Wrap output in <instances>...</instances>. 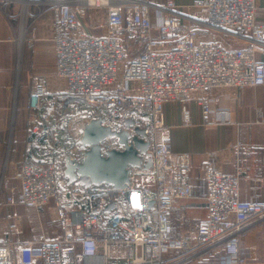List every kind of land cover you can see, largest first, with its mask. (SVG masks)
<instances>
[{"label": "built area", "instance_id": "built-area-1", "mask_svg": "<svg viewBox=\"0 0 264 264\" xmlns=\"http://www.w3.org/2000/svg\"><path fill=\"white\" fill-rule=\"evenodd\" d=\"M48 3L54 15L56 76L65 82L64 97L90 109L75 106L74 116L63 122L67 145L54 148L46 162L20 166L19 198L7 202L37 211L55 202L60 233L31 242L8 240L0 247V264H245L240 248L248 232L264 222V202L242 200V171L229 174L204 164L208 215L197 224L193 240L173 241L174 204L193 198L186 181L190 156L173 153L161 135L165 101L186 104L192 94H201L206 116L212 113L213 91L264 86V63L257 59L264 54V23L257 19L256 0H197L194 16L150 0ZM86 8L107 10L106 35L81 31L79 17ZM221 36H248L250 45L226 47ZM127 42L142 53L128 60ZM45 96L42 87L31 94L30 110L40 111ZM97 119L112 130L133 119L149 138L152 167L132 170L121 189L68 184L65 162L83 160L78 142L85 125ZM185 119L189 123L187 115ZM54 128L35 126L32 132L41 129L49 135ZM104 147L118 148L115 139ZM132 191L140 194V208L132 206ZM215 256L218 263H206Z\"/></svg>", "mask_w": 264, "mask_h": 264}, {"label": "crops", "instance_id": "crops-1", "mask_svg": "<svg viewBox=\"0 0 264 264\" xmlns=\"http://www.w3.org/2000/svg\"><path fill=\"white\" fill-rule=\"evenodd\" d=\"M196 1L150 0L158 7L173 4L177 12L189 16L196 15L192 9ZM48 2L0 0V190H19L16 175L24 162H46L55 153L54 148H63L62 137L66 130L62 124L72 108L76 110L64 97L65 82L56 76L54 15L52 4ZM256 4L257 19L264 23V0H256ZM153 17L155 20L156 12ZM79 24L86 35L104 36L108 32L107 10L86 8L85 15L79 17ZM243 37L221 36L219 39L226 47L242 49L250 45L248 36ZM257 59L264 63V54H259ZM39 87L45 89L48 102L36 112L30 110L28 104L30 95ZM50 98L60 101L57 111L63 117L49 135V145L39 141L41 132L34 134L31 129L52 126L50 119L56 110ZM201 98V94L194 93L186 104L164 102L166 128L161 137L173 153L190 156L186 181L193 188V198L176 201L171 217L172 238L180 240H193L197 224L208 215L201 172L204 164L229 174L242 171L246 178L241 184L242 200L264 202V86L242 91H213L212 113L206 116L199 104ZM186 115L189 123H186ZM147 123L143 121V125ZM13 180L17 184H13ZM18 198L19 192L14 199ZM59 233L55 202L38 211L0 202V247L8 239L32 241L42 236L54 238ZM263 245L264 222L248 232L240 248L245 264L258 263V250ZM218 262L217 256L206 261Z\"/></svg>", "mask_w": 264, "mask_h": 264}, {"label": "water", "instance_id": "water-1", "mask_svg": "<svg viewBox=\"0 0 264 264\" xmlns=\"http://www.w3.org/2000/svg\"><path fill=\"white\" fill-rule=\"evenodd\" d=\"M139 116L138 111L132 113ZM148 121V118H143ZM102 119L92 120L84 127L78 142V149L83 152L81 162L69 159L65 162V175L68 184L84 181L87 186H111L121 189L130 182L134 169L148 171L153 164L150 141L144 128L136 126L133 119H127L122 129L114 130L101 125ZM133 129V132H131ZM116 140L118 148L104 147L107 140ZM113 209L107 206L105 212Z\"/></svg>", "mask_w": 264, "mask_h": 264}, {"label": "rangeland", "instance_id": "rangeland-1", "mask_svg": "<svg viewBox=\"0 0 264 264\" xmlns=\"http://www.w3.org/2000/svg\"><path fill=\"white\" fill-rule=\"evenodd\" d=\"M127 46L129 47V49H130V51L128 50V57H127V59L128 60H130V59H133V58H135L137 55H140L141 53H142V50H140V49H138V47L136 46V45H132L130 42H127ZM52 98H50L49 100H51ZM48 102V98H46V101H45V103H47ZM52 104H53V106L55 107V113H54V115L51 117V125H53L54 127H57L58 125H59V122L60 121H62V117H63V115H59V113H58V111H57V107H58V104L60 103V101H58V99L57 98H53L52 99V102H51ZM71 106L70 107H75V106H78L80 109H83V108H87L88 106H86V105H84L83 103H81V102H76L75 100H73V101H71ZM45 105V104H44ZM66 106H67V104H66ZM59 107H60V105H59ZM58 107V108H59ZM74 111H75V109H73L72 108V112H69L68 114L69 115H67V118L65 119V121H67L68 119H71L72 118V116H74ZM64 121V122H65ZM149 121V120H148ZM49 124V125H50ZM76 126V125H75ZM35 128V127H34ZM34 128H30L31 129V131H33L34 130ZM142 128V127H141ZM46 130H44V131H41V129H40V131L39 132H41V133H39V134H41L40 136L41 137H39V139L40 138H42V139H38L40 142H42V143H46V144H51L49 141H48V139H49V135L45 132ZM29 132H30V130H29ZM11 137H12V135H13V126H12V129H11ZM45 136V137H42V136ZM36 136H38V135H36ZM47 137V138H46ZM45 140H47V141H45ZM50 140H51V138H50ZM51 157V155L49 156V158ZM38 163H41V162H38ZM16 177H17V175H16ZM17 179V178H16ZM17 181H18V179H17ZM17 181L16 180H13V184H17ZM8 182V184H10V181H7ZM19 182V181H18ZM78 183H84L85 184V182L84 181H78ZM18 192H19V190H0V202L1 201H4V202H8V200H9V198H11V199H14V198H16L17 197V195H18ZM50 205H53V202H51L50 203ZM57 236H58V234H57ZM57 236H55V237H57ZM54 237V238H55ZM11 238V237H10ZM13 238V237H12ZM47 238V237H46ZM47 239H52V238H47ZM181 238H173V241L175 240V241H177V240H180ZM9 240V239H8ZM8 240H7V242H8ZM32 241H36V240H32ZM6 242V243H7ZM18 242H31V241H18ZM258 257H259V261H258V263H256V264H264V245L261 247V248H259V250H258ZM251 264V263H250ZM253 264H255V263H253Z\"/></svg>", "mask_w": 264, "mask_h": 264}, {"label": "clouds", "instance_id": "clouds-1", "mask_svg": "<svg viewBox=\"0 0 264 264\" xmlns=\"http://www.w3.org/2000/svg\"><path fill=\"white\" fill-rule=\"evenodd\" d=\"M132 197H131V203L132 205H135L138 201L140 202V194L136 191L131 192Z\"/></svg>", "mask_w": 264, "mask_h": 264}, {"label": "trees", "instance_id": "trees-1", "mask_svg": "<svg viewBox=\"0 0 264 264\" xmlns=\"http://www.w3.org/2000/svg\"><path fill=\"white\" fill-rule=\"evenodd\" d=\"M84 110H87V109H90L89 107H85V108H83ZM62 140H63V143L65 144V145H67V136L66 135H64L63 137H62Z\"/></svg>", "mask_w": 264, "mask_h": 264}, {"label": "snow or ice", "instance_id": "snow-or-ice-1", "mask_svg": "<svg viewBox=\"0 0 264 264\" xmlns=\"http://www.w3.org/2000/svg\"><path fill=\"white\" fill-rule=\"evenodd\" d=\"M132 197V194L130 193V198ZM132 206H134V207H136V208H140L141 207V204H140V202L138 201L135 205H132Z\"/></svg>", "mask_w": 264, "mask_h": 264}, {"label": "bare ground", "instance_id": "bare-ground-1", "mask_svg": "<svg viewBox=\"0 0 264 264\" xmlns=\"http://www.w3.org/2000/svg\"><path fill=\"white\" fill-rule=\"evenodd\" d=\"M90 1V3H95L96 2V0H89Z\"/></svg>", "mask_w": 264, "mask_h": 264}]
</instances>
